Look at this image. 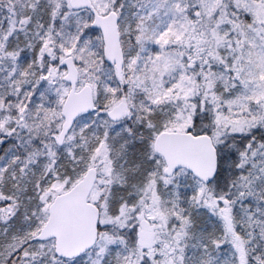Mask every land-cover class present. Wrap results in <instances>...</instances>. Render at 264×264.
<instances>
[{"label":"snow or ice","instance_id":"1","mask_svg":"<svg viewBox=\"0 0 264 264\" xmlns=\"http://www.w3.org/2000/svg\"><path fill=\"white\" fill-rule=\"evenodd\" d=\"M0 264H264V0H0Z\"/></svg>","mask_w":264,"mask_h":264}]
</instances>
